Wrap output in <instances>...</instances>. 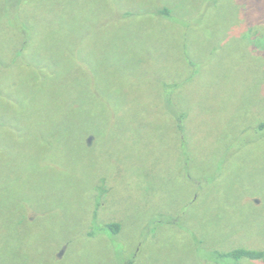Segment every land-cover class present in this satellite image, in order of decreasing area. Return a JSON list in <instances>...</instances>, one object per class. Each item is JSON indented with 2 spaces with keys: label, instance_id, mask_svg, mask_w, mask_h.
Instances as JSON below:
<instances>
[{
  "label": "rangeland",
  "instance_id": "obj_1",
  "mask_svg": "<svg viewBox=\"0 0 264 264\" xmlns=\"http://www.w3.org/2000/svg\"><path fill=\"white\" fill-rule=\"evenodd\" d=\"M263 124L264 0H0V264H264Z\"/></svg>",
  "mask_w": 264,
  "mask_h": 264
},
{
  "label": "trees",
  "instance_id": "obj_2",
  "mask_svg": "<svg viewBox=\"0 0 264 264\" xmlns=\"http://www.w3.org/2000/svg\"><path fill=\"white\" fill-rule=\"evenodd\" d=\"M159 13L165 16H169V10L167 8H162ZM264 128V124L262 125ZM104 230H112L114 233H118L121 230V224L118 222H111V223H105L103 225ZM225 254H228L231 257H235L236 259H242V258H249V259H263L264 258V251H259L257 249H247V248H239L230 252H227Z\"/></svg>",
  "mask_w": 264,
  "mask_h": 264
}]
</instances>
